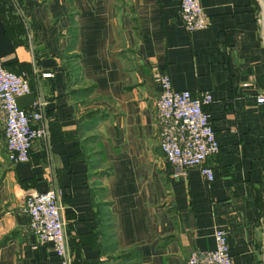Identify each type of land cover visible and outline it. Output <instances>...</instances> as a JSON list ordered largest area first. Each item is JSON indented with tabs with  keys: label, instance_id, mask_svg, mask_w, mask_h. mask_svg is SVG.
I'll use <instances>...</instances> for the list:
<instances>
[{
	"label": "crops",
	"instance_id": "obj_1",
	"mask_svg": "<svg viewBox=\"0 0 264 264\" xmlns=\"http://www.w3.org/2000/svg\"><path fill=\"white\" fill-rule=\"evenodd\" d=\"M198 1L207 22L188 31L178 0H0V60L30 86L16 102L45 101L25 161L8 159L0 117V264H61L27 229L26 195L48 188L69 264H185L215 227L231 264H264V0ZM163 73L211 94L210 180L159 149Z\"/></svg>",
	"mask_w": 264,
	"mask_h": 264
},
{
	"label": "built area",
	"instance_id": "obj_2",
	"mask_svg": "<svg viewBox=\"0 0 264 264\" xmlns=\"http://www.w3.org/2000/svg\"><path fill=\"white\" fill-rule=\"evenodd\" d=\"M179 18L183 27L190 31L202 28L206 14L198 0H178ZM48 75V72H43ZM156 119L159 125L158 145L164 159L173 167L174 174L184 173L190 165H198L200 173L208 180L212 171L205 163L207 156L218 150L209 114L205 109L211 100L209 91L191 92L171 86L169 76L158 77ZM30 91L23 73L4 67L0 60V117L6 154L12 162L28 159L33 139L44 135V128L35 125L41 119L45 101L35 97L28 107H20L16 98ZM264 101V94L256 96ZM59 195L54 188L30 191L24 199V211L28 215L27 229L39 242L50 241L61 264H69L66 248ZM214 247L193 249L185 264H231L226 230L215 227L212 232Z\"/></svg>",
	"mask_w": 264,
	"mask_h": 264
},
{
	"label": "trees",
	"instance_id": "obj_3",
	"mask_svg": "<svg viewBox=\"0 0 264 264\" xmlns=\"http://www.w3.org/2000/svg\"><path fill=\"white\" fill-rule=\"evenodd\" d=\"M93 154L95 155V152H94ZM96 154L98 155V152H96ZM98 160H99V159L96 158V159L94 160L95 162H91V161H89V167H90V168H94V167H96L97 164H98ZM100 172L102 173L103 176H107L108 173H109V170H108L107 168H104V169H102ZM130 255H131V251H127V252L122 253V254L120 255V258L118 259V264H121V263H123L124 261H126L128 258L131 257Z\"/></svg>",
	"mask_w": 264,
	"mask_h": 264
}]
</instances>
